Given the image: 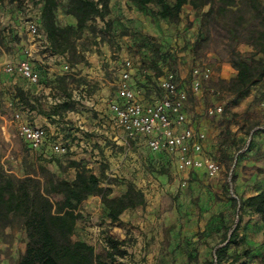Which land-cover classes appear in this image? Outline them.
I'll return each mask as SVG.
<instances>
[{"label":"rangeland","instance_id":"rangeland-1","mask_svg":"<svg viewBox=\"0 0 264 264\" xmlns=\"http://www.w3.org/2000/svg\"><path fill=\"white\" fill-rule=\"evenodd\" d=\"M59 1V24L66 26L60 15L65 14L68 0ZM36 7L28 1L21 6L16 2L11 3V0H4L0 4V176L16 179L30 176L44 185L47 176L43 174L42 168H45L55 179L72 181L75 178V170L69 167L71 147L68 144L65 145L68 150L66 154H54L50 149L40 153L28 148L19 135L15 117L21 111V105L28 110L36 109L43 115H59L62 118L67 111L75 110L77 105L78 108L83 107L82 103L72 99L74 96L84 100L83 97L88 99L99 93L102 99L108 100L107 110L111 112L112 102L118 101V82L126 61L133 64V81L135 87L142 91L146 103L163 99L165 94L159 88L160 78L174 73L180 89L187 94L185 111L192 126L209 134V140H219L210 149L205 147L208 140L206 136L204 150L223 167L222 173L211 179L203 170H199L200 175L192 170L182 171L175 155L152 152L143 138L128 144L122 141L120 145H111L115 156L107 158L102 155L94 161L95 165L91 169L102 177L105 187L110 185L112 198L123 195L126 186L131 183L143 191L146 204L133 209L129 221L120 218L118 222L112 223L101 201L99 203L96 199L90 205L85 202L79 208L82 218L76 225L72 239L89 241L98 254L105 256L108 238L119 242V249L123 251L121 244L130 237L132 241L134 236H180L183 224H186V236L197 237L199 241L197 248L189 252L191 257L188 264H209L211 254L215 261V253L212 252L214 245H208V240L215 234L219 240L229 237L240 228L242 210L232 197V194L239 196L235 187L236 170L241 160L252 152L255 138L264 134V80L251 88L248 97L240 100L235 98L233 83L237 77V71L232 66L234 54L255 55L250 44L254 31L252 25L258 23L248 21L250 11L243 7L236 14L228 15L239 28V33L229 31L214 20L201 32L202 14L207 8L195 10L190 5L183 7L180 20L171 23L156 17L154 7L137 8L118 0L115 14L111 11L112 15L108 18L111 20L110 33H102L100 30H103L104 24L97 21L99 32L92 35L85 31L82 39L76 41L77 54L83 59L82 62L73 65L67 59L60 61L64 67L52 79H45L40 70L36 71L40 77L38 85L50 90L45 93L43 89L34 94L32 88L36 85L22 77L14 79L9 76L6 66L14 62L5 64L2 59L6 54L13 53L10 43L19 38L11 25H5L6 15L20 11L21 20L20 17L17 20H20L21 26L27 27L30 21H35L27 18V11ZM44 51L49 52V49ZM49 53L50 56L55 55L51 51ZM94 58L103 63L96 67L93 74H83L82 68L91 70L95 66L92 61ZM195 70L199 71L200 77L198 93L192 88ZM205 74L209 78L206 79ZM91 76L93 78H89ZM56 100L61 103L56 104ZM218 107L223 108L222 113L209 115V110ZM69 126L82 132L73 124ZM210 129L213 131L210 132ZM215 182L222 186L224 195L235 209L230 226L216 232V225L205 223L210 206L219 199V194L213 191ZM52 199L57 202L62 197L53 196ZM141 222L147 224L142 229L138 225ZM178 223L182 224L179 233ZM28 242L19 215L0 218V264H20ZM117 262L140 264L146 260L138 258L134 261L129 257L118 256Z\"/></svg>","mask_w":264,"mask_h":264},{"label":"trees","instance_id":"trees-1","mask_svg":"<svg viewBox=\"0 0 264 264\" xmlns=\"http://www.w3.org/2000/svg\"><path fill=\"white\" fill-rule=\"evenodd\" d=\"M3 1L0 0V4ZM26 1L40 5V31L47 37L48 49L67 59L69 64L82 62L83 59L77 54L76 41L82 39L85 31L92 35L99 32L97 21L104 24L103 30H100L102 33L111 31V20L108 19L111 0H68L65 14L76 19V26L59 24V0H11V3L16 2L21 6ZM128 1L137 8L154 7L156 17L171 23L180 20L185 5L195 10L207 8L202 14L201 32L214 20L229 31L239 33V28L228 15L247 8L251 16L248 21L258 23L252 25L254 31L250 44L255 55L235 53L233 56L232 66L237 71L233 82L235 98L248 97L251 88L264 80V0H175L173 4H170V0ZM69 165L76 173L72 181L55 179L45 168H42L47 176L44 185L30 176L23 179L0 176V218L19 215L29 240L20 264H120L117 257H124L126 253L119 249L120 243L112 238L107 239L105 256L98 254L94 246L84 241H73L76 225L82 218L79 208L89 198L99 197L108 220L116 223L126 211L146 204L143 191L129 183L123 195L112 198L110 185L105 187L102 177L92 169L81 161L71 160ZM53 196H61L62 200L55 202ZM244 207L264 217V191L240 200L239 209ZM236 231L232 232L224 247L215 251V261L209 264L222 263L227 246L235 243ZM261 264H264V257Z\"/></svg>","mask_w":264,"mask_h":264},{"label":"crops","instance_id":"crops-1","mask_svg":"<svg viewBox=\"0 0 264 264\" xmlns=\"http://www.w3.org/2000/svg\"><path fill=\"white\" fill-rule=\"evenodd\" d=\"M120 1L132 6L128 0ZM174 2L175 0H170V4ZM117 6L118 0H111L110 7L113 14H115ZM187 6L188 5H185L184 7ZM27 13L28 19H34L39 22L40 25V5L34 10H28ZM20 15V11H16L11 15H6L5 25H11V28L15 29L13 32L18 35L19 38L10 43L13 53L9 55L6 54L5 58L2 59L3 63H17L22 60H29L32 68L35 71L40 70L43 78L47 79V77H49L52 79L56 77L59 75V71L64 67V63H60L62 60L64 62V59L57 55L50 56V50L49 52H45L44 49L48 50L49 47L45 33L41 31V38H34L29 33L28 26H21L19 22L21 20ZM19 17L20 20H17ZM23 19H26V17ZM60 19L61 21L63 20L65 25L76 26L77 24L76 19L71 15L61 14ZM92 61L95 66L91 70L82 68L84 69L83 74H93V71L97 69L96 67H98L100 63H103V61H99L98 58H94ZM58 62L60 65H58ZM79 69H81V67ZM73 70L72 68V71ZM95 74L98 75L99 73ZM8 75L14 79L20 78L18 75ZM89 78H93V76ZM32 89V93L35 91L39 93V91L43 89L44 92L47 93L50 90L47 91L44 86L41 85H36ZM98 94L99 93L90 96L88 99L83 97L84 100L74 96L72 99L82 103L83 107L78 108L77 105L75 110L67 111L62 115V118L59 115L48 116L40 114L36 109H29L30 114L28 115V119L30 123L33 126L44 127L47 130V141L39 152L44 153L46 149L50 148L49 146H51L52 143L62 142L63 144H60L64 146L68 144V146L71 147L70 161H81L90 169L95 165L94 161L100 159L102 155H106L107 158L108 156H115L110 146L115 144L120 145L122 143V133L116 127L112 112H108L107 110L108 103H106V101L108 100L102 99V95ZM116 96V99H118L117 94ZM69 124L79 127L82 132L76 131L74 127L70 128ZM211 131L213 130L210 129V132ZM206 132L209 133V130H206ZM206 136L208 140L205 147L208 146V148L211 149V146L214 144L217 145L219 140H209V134H206ZM194 172L200 175L199 170H195ZM236 177L235 187L239 195V200H246L264 191V134H260L255 138L252 152L241 160L236 170ZM213 189L214 192L219 194V199L210 206V212L206 215L208 219L205 223L209 226L213 224L216 225V232L222 227L227 228L230 226L231 220L235 214V209L232 202L224 195L220 184L215 182L213 184ZM96 199L100 203L101 200L97 197H91L86 201V204L90 205L93 203L92 201H96ZM89 205L87 206L90 207ZM241 214V224L240 228L236 231L237 236L235 238V243L227 246L225 257H223L221 264H261V259L264 257V217L256 214L247 207L242 209ZM132 216L133 210H128L123 214L121 220L129 221ZM138 225H140L142 229V227L147 224L141 222V224ZM181 227L182 224H179L177 229L178 233ZM187 227L186 224H183L184 229H182V234L180 236H134L132 241H130V237L129 240L121 244V248L126 253L124 257H129L134 261L138 258L146 260L145 263L140 264H188V260L191 257L189 252L191 249L197 248L199 241L197 237L186 236L188 235L185 233ZM191 227L192 226H190V228ZM215 235L211 240H208L210 242L207 243L210 246L214 245L212 251L214 253L218 248L224 247L230 238V236H225L223 239L219 240ZM135 239H137V241ZM77 241H84L94 246L85 239ZM212 256L213 254L209 255L210 262H213Z\"/></svg>","mask_w":264,"mask_h":264},{"label":"built area","instance_id":"built-area-1","mask_svg":"<svg viewBox=\"0 0 264 264\" xmlns=\"http://www.w3.org/2000/svg\"><path fill=\"white\" fill-rule=\"evenodd\" d=\"M28 31L34 38H41L40 25L37 21L28 23ZM68 69V67H66ZM6 72L18 75L33 85L40 83L38 73L32 68L29 60L10 63ZM134 67L126 61L118 82V101L112 102L110 109L115 124L122 133L123 144L143 138L148 148L154 153L167 152L177 157L182 171L203 170L211 179L217 178L223 167L205 153L206 135L195 129L185 111L187 94L180 89L177 76L168 73L160 78L159 88L165 96L154 103H146L142 91L135 87L133 81ZM204 77L209 78L208 74ZM192 88L195 93L200 91L199 71L193 72ZM61 103L60 100L55 102ZM16 113L20 137L32 151H40L47 141V130L44 127L33 126L27 117L30 111L21 105ZM222 107L209 110V115L220 114ZM54 154H66L67 147L53 143L49 148ZM239 206V198L232 194Z\"/></svg>","mask_w":264,"mask_h":264}]
</instances>
